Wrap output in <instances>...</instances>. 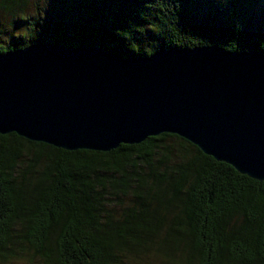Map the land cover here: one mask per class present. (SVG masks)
Segmentation results:
<instances>
[{"label":"trees","instance_id":"obj_1","mask_svg":"<svg viewBox=\"0 0 264 264\" xmlns=\"http://www.w3.org/2000/svg\"><path fill=\"white\" fill-rule=\"evenodd\" d=\"M28 1L0 0L13 32L27 28L0 53L38 42L123 58L204 45L264 53L262 17L239 0H35L25 21ZM207 23L227 37L203 33ZM10 263L264 264V182L174 134L109 152L0 134V264Z\"/></svg>","mask_w":264,"mask_h":264},{"label":"water","instance_id":"obj_2","mask_svg":"<svg viewBox=\"0 0 264 264\" xmlns=\"http://www.w3.org/2000/svg\"><path fill=\"white\" fill-rule=\"evenodd\" d=\"M109 152L163 133L264 182V53L218 45L123 58L31 43L0 53V134Z\"/></svg>","mask_w":264,"mask_h":264},{"label":"rangeland","instance_id":"obj_3","mask_svg":"<svg viewBox=\"0 0 264 264\" xmlns=\"http://www.w3.org/2000/svg\"><path fill=\"white\" fill-rule=\"evenodd\" d=\"M204 8L206 9L209 5L216 7V6H220L222 3V0H197ZM209 1H211L212 3L209 4ZM35 0H29L27 2V4L25 6H23L22 8V14L24 16V20H33L35 18V16L37 15L36 13V6L34 4ZM251 3V8L253 10V12L255 13V15H258L260 17H262V21L264 22V0H239V5H243V4H248ZM42 6V3H41ZM21 13H20V17H21ZM223 14V13H222ZM15 17H12V13L4 11L2 9H0V43L2 44H7L8 41L10 42L11 39L16 40L19 38V35H22L26 32L27 28L25 27L24 24H16V31L13 32V23H15ZM35 20V19H34ZM207 20V19H205ZM210 20V18H209ZM45 21V20H44ZM211 22V21H210ZM207 25H209L207 23ZM210 29L207 28L206 30H202L203 33H206L207 35L210 36L211 34H217L220 31L223 32V35L220 37L221 39H225L227 37L226 35V30H220L219 28H216L215 26H212V24L209 25ZM251 30L254 32L255 30L253 28H251ZM211 31V32H210ZM14 37H11V35H14ZM248 38L246 39V42H255L257 41L256 38H259V35L256 33L254 35L251 36L247 35ZM15 38V39H14ZM21 42V40H18V43ZM13 264V263H10Z\"/></svg>","mask_w":264,"mask_h":264}]
</instances>
